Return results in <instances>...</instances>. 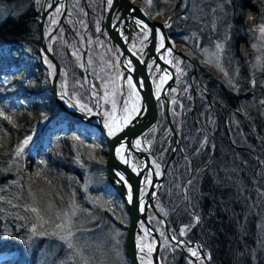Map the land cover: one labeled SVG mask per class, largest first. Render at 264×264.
Instances as JSON below:
<instances>
[{"label": "rangeland", "instance_id": "rangeland-1", "mask_svg": "<svg viewBox=\"0 0 264 264\" xmlns=\"http://www.w3.org/2000/svg\"><path fill=\"white\" fill-rule=\"evenodd\" d=\"M71 1L67 0L65 6L67 7L68 2ZM94 1L86 0L88 9L86 11L81 8L80 0H73L64 16L62 12L56 13V8L59 7L60 3L56 4L44 20L43 31L48 47L55 53V57L61 65L58 80L59 96L66 89L69 96L65 97L63 101L70 109L79 110V108L70 106L69 97L75 96L82 103L92 108V113H84L87 115L99 114L102 116L104 123L105 119H116L119 112L125 114V102H127L129 108L132 107L133 95L130 96L131 89L128 87L127 81L121 84V80H119L117 56L113 53L105 32L101 28L103 18L100 6L101 0H97L98 5ZM135 1L151 17L162 19L164 24L167 23L169 28L165 27L166 32L172 29L177 38L187 43L176 42L174 38L170 40L174 48L189 56L190 61L197 62V69L202 68L203 70L204 68L206 74H212L235 95L236 90L243 89L241 95L244 97L238 102L243 108L225 113V129L219 130L220 133L226 135V144L231 146L229 149L230 154L236 155L238 153L236 160L238 159L240 169H243V166L247 163L249 167H252L256 161L254 170L251 172L246 169V171L249 178H251L253 193L264 203V162L261 160L263 157L260 153L256 154L251 151L253 141L255 147L259 149L262 142L259 139V132L252 121V117L249 116L251 113L254 115L256 112V100L252 96L254 88L252 82L257 83V79L261 77L263 72L264 33H261L259 29L264 26V23L260 19L258 20V14L256 13H252L251 19L245 16V20L242 21L240 16H237L236 9L234 11L229 5L228 0H219V2H216V0H152L151 7L148 5L147 0ZM30 2H34L38 9L39 22L42 7L48 8L50 0H29ZM71 6L72 10L75 11L74 14L70 12ZM11 7L13 6L0 2V22L10 15L18 16V12L12 11ZM248 11L251 12L246 10L245 15ZM60 18L62 19L61 22L59 21ZM53 19L56 21L55 24H52ZM248 26L250 27L247 30L246 27ZM67 29L69 30L67 31ZM187 32H190V38L188 34L184 35ZM218 44L223 45V47L217 49ZM241 47H244V50H241ZM21 49L22 53L20 55L24 52H33L26 46H22ZM235 50L236 52H234ZM39 51L45 65V71L51 80L55 71L54 65L43 55L40 48ZM45 58L52 65L51 68L45 63ZM182 59L179 54H174L171 57L173 68L176 71L177 87H172L167 93L168 98L172 100L169 113L180 137V147L176 150L172 162L165 171L163 181L155 197V204L169 221V229L172 235L176 236L178 240L185 239L193 242L192 240H200L193 236L195 235L193 232L198 231L201 225L199 221L198 224L192 226L193 215L200 216L197 208L198 186H200L202 175L207 171L206 168L201 170L197 166H200L203 161H208L213 145L210 135L203 133L200 127L190 128V133L188 132L192 92L191 86L190 91L188 89L187 77L189 71L192 70V65ZM217 63L219 67H217ZM16 66L13 65L12 69L19 72L24 68V62H20L18 68ZM177 69H180V71ZM220 69H223V71ZM224 73L228 75L225 76ZM20 75V73H17L13 78L16 79ZM199 79L192 77V87L197 90L196 101L198 107L202 110L200 112L202 119L204 118L202 121L204 123H201L209 126L212 130L216 123L215 114H212L213 109L204 101L205 97L201 92V88L198 87L199 83L204 80L201 77ZM229 80H232L236 87H230ZM105 82H107L106 87ZM92 85L96 86L95 91L101 97L105 91L109 92L108 102L99 100V108L95 107L96 100L99 97L94 98L92 96ZM113 89L116 91L115 96H112ZM113 99L115 100L114 108L111 102ZM158 106L157 124L152 130L143 135L144 141L140 140L139 148L149 152L154 171L161 173L162 166L167 161L172 149L173 139L165 123V101L161 99ZM105 111L109 113L108 117L104 116ZM57 125L52 126L43 133H41L42 126H38V131L41 133V135L38 133L40 138H36V135L32 136L28 144L24 145L18 157L15 153L20 145L17 146L9 160L15 178L11 182L13 188H3L1 191L2 196L6 199L1 201V204H4L7 210L4 209V214H11L13 218L8 220L5 232L7 236L3 239L6 244H10V247L0 244V264H129L124 252V239L129 217L124 203L116 196L108 183L105 168L107 149L99 130L94 125L79 120L73 123L72 132L69 131L70 123L67 120ZM195 126L198 127V125ZM57 131L62 134L70 132L64 138H67L72 145L69 148L62 149V155L56 147L59 139ZM36 139L41 144L40 149L35 147L34 141ZM201 144L204 147L201 148ZM206 149L210 150V154H203V150ZM249 151H251V154ZM37 152L41 153V157L35 161V165L47 158L55 160L61 156L60 160L67 164L68 168L72 169L71 171H75V169L79 171L77 175H79L81 182L76 185L75 181L78 180L74 178L70 182L75 184L73 188L71 187V192L72 189L74 190L72 196L71 192L68 193L62 188L59 181H52L46 183V186L40 187L34 182L31 175L24 179L23 171H26L24 163L27 162L28 157L32 160L36 159ZM190 154H194L196 157ZM190 156L192 159L195 157V162H197L192 171L189 163ZM132 158L134 168L141 166L140 160L134 154H132ZM153 161L160 165L158 170L155 169ZM221 164L225 163L221 162ZM34 171L35 169H33ZM190 172L192 176L198 175L197 183L192 182L189 185L187 182V180H190ZM147 187L148 184L145 183L142 188L143 193L146 192ZM79 204L84 210L79 208ZM30 206L38 207L43 220L47 221L42 227L35 219V215L29 210ZM251 207L255 209L252 204ZM73 211L76 212L75 216L71 215ZM149 211L148 208L147 214H149L150 222L158 230L162 241L160 249L161 263L196 264L191 257L192 261L187 262L180 248L168 239L166 240L167 236L161 221L156 219L153 213ZM187 211H190V216ZM65 213L68 214L71 221L69 225L73 233L71 238L73 247L71 249L68 247L67 241L60 238L61 235H66V230L61 231L56 227L58 224L65 223ZM80 214L86 216L85 221L81 222L82 219L77 218ZM5 216L7 217V215ZM256 217H258V220L260 219V223L263 225V210L261 216L257 213ZM249 221L251 220H247V222ZM33 223H37L35 233L31 230ZM12 225H15L16 231H12ZM256 225L259 229H262L261 233L264 235V226H261L259 221ZM185 226H191L190 230L187 231H190V237L192 236L193 239L185 238L187 237L185 235V237L180 236V229ZM204 231H207V227ZM41 232L44 235L39 234ZM56 233H59V235ZM12 234L17 236L12 238L10 237ZM138 237L142 244H152L153 238L150 235L146 236L141 228ZM191 249L197 251L196 245ZM152 252L149 253L148 249L145 248V251L141 253L138 249L140 263L152 264ZM186 252L190 256L189 248H186ZM257 254L255 252L254 255L257 257L258 264H264V257L259 259ZM255 256H253V262L257 264ZM198 264H203V262L199 260Z\"/></svg>", "mask_w": 264, "mask_h": 264}, {"label": "trees", "instance_id": "trees-1", "mask_svg": "<svg viewBox=\"0 0 264 264\" xmlns=\"http://www.w3.org/2000/svg\"><path fill=\"white\" fill-rule=\"evenodd\" d=\"M0 2L9 6L12 5V11L18 12V16L10 15L0 22V110L12 117V122L0 117V244L10 247V244H6L3 239L7 236L5 232L8 220L12 219L13 216L4 214L5 206L1 204V201L6 199L2 196L1 191L3 188H13L11 182L15 175L9 160L14 149L25 138L34 135L36 138H40L38 126H42L41 133H43L55 124L67 120L70 123L69 131L72 132L73 123L77 120L62 111L52 96L51 80L45 71L38 46L39 12L36 5L34 2L29 3V0H0ZM237 3L239 5L238 12L236 10L237 16H240L242 21L245 20L244 12L250 10L252 13L258 14V20L260 19L264 23V0H238ZM249 27L246 29L248 30ZM22 46H26L33 52H24L20 55ZM22 61L24 62L23 69L19 72L12 69L13 65H17L16 68H18ZM262 70V75L257 79L258 82L252 90V96L256 100V112L249 116L252 117L262 142V146H260L262 150H260L255 147L253 141L251 151L256 154L260 153L263 157L261 160L264 162V104H261V101H264V61ZM17 73L21 75L17 76L16 79L13 78ZM210 75L207 76L211 80L205 83L206 89L222 105L225 103L228 105L230 100L238 103L244 97L243 95L235 96L222 82ZM240 90L243 89L240 88ZM224 107L227 110L231 109L229 106ZM216 123L213 130L217 129V132L210 135L212 145H216L215 154L212 158L213 161L211 160L212 162L206 168L207 180H201L200 186H198L197 208L202 227L200 225L198 231L193 232L195 234L193 236L200 239L204 247L208 248L216 263L254 264L255 252L258 253L259 259L264 257V244H262L264 243V235L261 233L262 229L256 225L259 221V224L264 226L256 217L257 213L261 216V211L264 212V203L253 193L251 178L246 171L249 169L252 172L256 161L254 166L249 167L247 163L243 169H240L238 159L236 160L238 153L236 155L230 154L231 146L226 144V135L220 133L219 129H223L221 118L220 121L216 120ZM70 132L64 134L57 132L59 139L56 147L60 152L66 147H71L72 143L64 138ZM34 144L37 149L41 148L39 140L36 139ZM251 151H249L250 154ZM38 152L36 159L32 160L28 157L27 162L24 163L26 168V171H23L24 179L31 175L34 182L40 187L46 186V183L52 181H59L62 188L68 193L71 192V187L73 188L75 184L81 182L79 175H77L79 171L76 169L71 171L72 169H69L67 164L60 160L61 156L55 160L47 158L43 161L44 163L39 161L35 165V161L41 157V153ZM206 153L210 154V150H203V154ZM190 155L196 157L194 154ZM221 162L226 165L221 164ZM33 169H35L34 172ZM37 172L40 173L39 176L36 175ZM72 178L78 181H75V184L70 183L73 181ZM72 192H74L73 189ZM78 199L80 198L78 197ZM251 204L255 206V209H252ZM78 206L84 210L80 204ZM257 210L258 212H256ZM187 212L190 216V211ZM153 215L158 219L154 213ZM85 217L84 214L77 216L78 219H82L81 222L85 221ZM247 220L251 221L247 222ZM14 227L15 225H12V231H16ZM206 227L207 231H204ZM186 235L190 236V231H187ZM14 236L17 235L12 234L10 237L15 238ZM255 260L258 264L256 256Z\"/></svg>", "mask_w": 264, "mask_h": 264}, {"label": "water", "instance_id": "water-1", "mask_svg": "<svg viewBox=\"0 0 264 264\" xmlns=\"http://www.w3.org/2000/svg\"><path fill=\"white\" fill-rule=\"evenodd\" d=\"M60 1L62 0H50V5H52V7L49 6L45 9L43 6L39 20V46L43 55L51 61L55 69L51 84L53 97L56 104L64 112L88 124L95 125L100 131V134L104 140V145L107 149L105 164L107 180L113 187V189L118 193L119 197L123 200L126 212L129 217V223L124 239V252L129 264H141L138 257V247L136 242V235L140 233L141 222L144 223L145 228L152 230L150 237H153L156 240V244L154 246L155 250L152 253V263L160 264L159 253L161 240L158 232L148 220L147 209L149 208L153 212H155L158 218L163 222L168 239L173 244L177 245L176 241L171 240L172 235L167 220L157 211L154 204L155 197L158 193V188L163 181L165 171L172 161L176 150L180 147L178 133L169 115L170 100L166 96V91L172 85L174 80L173 68L170 67V73L172 74L171 81L167 80L163 89L160 91V97H163L166 101V118L171 131L173 145L167 161L162 166L160 176L157 179H153L148 186L146 192V196L148 197V204L144 208L143 212L139 211L141 189L143 185L142 178L150 168V154L147 151L137 149L135 147V140L138 137H142L146 132H148L155 126L158 115L157 101L159 98H157L154 91V84L152 82L153 75L151 74L153 66L151 68L149 67V65L154 64L153 62L156 63L159 61L158 51H156L159 38L157 30H159V32L163 34L164 40L166 42L165 46H168L170 49H172L171 53H176L181 56H184V54L176 50L171 45L162 20H159L157 18L151 19L148 13L141 6H139V4L135 0H113L112 4L109 5L105 17V29L111 42L115 46H117L121 52L120 63H123L124 59L132 62L133 70H127L124 67V64H122L121 67L125 71L126 75L132 77L133 83L136 85V91L139 93L141 108L143 109V112L141 115L134 119L133 123L129 127H127L122 133L118 134L116 138H109L106 135V129H104L102 117L99 114L87 115L86 113H82L79 110L70 109L64 103V101L61 100L58 94L57 82L61 71V65L48 47V43L44 37L43 27L44 20L47 14H49V12L54 9L55 5L60 3ZM246 15L247 18H249L252 14L248 11L246 12ZM136 19H140L141 21H143V23H146L149 26V29H151L148 40L140 45L139 52L137 51V49H133L130 46V39L132 36L130 34V28L128 27L129 22H135ZM121 29L123 30V32L121 31ZM141 49L143 50L141 51ZM243 49L244 47H242V50ZM161 50H163V52H166L164 49ZM141 83L143 84V87H141ZM95 119L97 120V123L93 122V120ZM121 143L125 144V148L129 150L131 154L136 155L141 160H145L142 167L137 169L136 172L132 170V167L128 163H125L116 155L115 149L119 147ZM213 155L214 152L211 154L210 160L212 159ZM116 171H120L129 181L130 186L133 190V196L135 200L134 204L127 203L125 188L116 185L115 180L118 179V177H116L114 174ZM184 242L185 244L190 245L189 242ZM180 246L182 247V245ZM182 249L184 251V248ZM201 255L205 260V263L209 264V261L202 251Z\"/></svg>", "mask_w": 264, "mask_h": 264}, {"label": "snow or ice", "instance_id": "snow-or-ice-1", "mask_svg": "<svg viewBox=\"0 0 264 264\" xmlns=\"http://www.w3.org/2000/svg\"><path fill=\"white\" fill-rule=\"evenodd\" d=\"M112 2H113V0H107V3L109 5H111ZM147 3L151 7L152 0H147ZM50 7H52V5H50ZM61 10L62 9L59 8V7L56 8V13L61 12ZM158 14H162V13H158ZM249 19H251V17H249ZM55 23H56V21H55V19H53L52 20V24H55ZM135 23L140 27V31H141V34L143 36V40L141 41V44H142L143 41L148 40L149 34L151 32V29H149V26L146 23H143V21H141L140 19H136L135 20ZM164 27H168V24L165 23ZM259 30H260L261 33H264V26H261ZM157 32H158V34L160 36V43H159V47L156 49V51L159 52L161 49H164L166 52H171L172 49L165 48L163 34L160 33L159 30H157ZM216 47H217V49H221L223 47V45L218 44ZM142 50L143 49H141V51ZM163 58L164 57L162 55L161 56V59H163ZM45 63L48 64L50 68L52 67V65L47 60V58H45ZM153 63L155 64V62H153ZM117 66H119V65H117ZM124 67L127 70H133L132 69V62L131 61H128L124 65ZM149 67L151 68L152 65H149ZM217 67H219V64L218 63H217ZM156 69H157V71H160L159 65H156ZM177 70L180 71V69H177ZM220 70L223 71V69H220ZM224 75L227 76L228 74L227 73H224ZM160 79H161V83L157 84V90H156V96H157V98L160 97V89L163 87V82L168 79V74L166 73V71H165V74L163 76H161ZM85 83H87V81H85ZM255 84H256V82L253 81L252 82L253 87L255 86ZM127 85L131 89L130 96L131 95H134V96H137L138 97L139 96V93L136 91V85L133 83V79L130 76L127 77ZM106 86H107V82H105V87ZM229 86L230 87H236V85L233 84L232 80H229ZM141 87H143V84L142 83H141ZM91 88L93 89L92 96L94 98L99 97V99L96 100L95 107H97V108L100 107L99 100H104L106 103L108 102L109 92L105 91L104 95L101 97V96H99V93L97 91H95V88H96L95 85H92ZM115 94H116V91H115V89H113L112 96H115ZM68 96H69V94H68V92H67L66 89L64 91H62L61 94H60L61 100H64L65 97H68ZM69 101H70V106L71 107H73V108H79V110L82 113H84V112L92 113V108L89 107L88 105L82 103L75 96L69 97ZM111 102H112L113 108H114L115 107V100L113 99ZM173 103H175V101H173ZM261 104H264V101H261ZM142 112H143V109L140 106H138V104H133L132 107L129 108L127 106V102H125V107H124V113L125 114L123 115V117L121 119H119V120H116V119H105L104 120V129H106V135H107V137H109V138H116L118 136V134L122 133L127 127H129L133 123L134 119L136 117H138L139 115H141ZM104 116L105 117H108L109 116V113L107 111H105L104 112ZM0 117H3V119L8 120L9 122H12V117L10 115H6L3 110H0ZM30 139H31V137L25 138L24 141L20 144V146L16 149V153L15 154H16L17 157L21 154L24 145L28 144V142H29ZM206 139H207V137L205 138V140ZM140 144H141V141L140 140H137L135 142V146L137 148L140 147ZM202 147H204L203 144H201V148ZM213 147H214V145H213ZM197 151H199V149H197ZM115 153H116V155L118 157L121 158L122 161H124L125 163H127V161L124 160V154H125V144L124 143H121L120 146L115 149ZM41 163H44V162L41 161ZM153 164H154L155 169L158 170L160 168V165L158 163H156L155 161H153ZM132 170L134 172L137 171L136 168H133ZM114 174H115L116 177H118L117 183H120V182H123L124 184H127L128 183V181L126 180L125 176L120 171H116ZM155 174L156 175H159L160 173L158 171H156ZM36 175L39 176L40 173L37 172ZM145 182L150 184L151 183V180L148 177H145ZM188 183H189V185H191L192 184V181L189 180ZM126 199H127V203H129V204H134L135 203L134 196H133V190H132V187L130 185L128 187V193H127V198ZM29 210L31 211V213H33L35 215V219L39 222V224H40L41 227L43 226L44 223L47 222V221H44L43 220V217L41 216L40 210L38 209V207L30 206L29 207ZM139 211H141V212L144 211V205H143V190H141ZM71 215L72 216H75L76 215V212L73 211L71 213ZM64 217H65V223L58 224V225H56V227L58 229H60L61 231H65L66 230V235H61L60 238H61V240L67 241L68 247L71 249L73 247L72 240H71V238L73 236V233H72V231H71V229L69 227L71 221H70V218H69V216H68L67 213L64 214ZM21 219H23V217H21ZM199 221H200V216L194 214L193 215V225L192 226H195L196 224H198ZM140 228L143 230V232L145 233L146 236L151 234V231L152 230L151 229H148V228H145L143 222H141ZM190 228H191V226L182 227L180 229V236H184L185 233H186V231L187 230H190ZM31 230L34 233L36 232V230H37V223H33L32 224V229ZM39 234L44 235L43 232H41ZM56 234L59 235V233H56ZM161 235H163V233H161ZM166 240H167V238H166ZM171 240L172 241H176V244L177 245H180V244L185 243L182 240H178L176 236H172L171 237ZM155 244H156L155 238H153L152 244H142L140 238L139 237L137 238V247H138V249L140 250L141 253H143L145 251V248H147L148 249V252L151 253L152 251L155 250L154 247H153V245H155ZM189 252L191 253L192 256H195V257H197L199 259V253L197 251H193L191 248H189Z\"/></svg>", "mask_w": 264, "mask_h": 264}, {"label": "flooded vegetation", "instance_id": "flooded-vegetation-1", "mask_svg": "<svg viewBox=\"0 0 264 264\" xmlns=\"http://www.w3.org/2000/svg\"><path fill=\"white\" fill-rule=\"evenodd\" d=\"M67 1V0H66ZM89 1V0H88ZM92 1V0H91ZM47 2V1H46ZM71 2H73V0L71 1ZM71 2H68L69 4H68V6L66 7L65 5H66V3H65V1H61L60 2V4H59V7L62 9L61 10V12H62V14H63V16L67 13V10H68V8H69V5H70V3ZM94 3L95 4H99L98 3V1L97 0H95L94 1ZM80 4H81V8H84L86 11H88V9H87V4H86V0H80ZM101 5V10H102V22H101V28L103 29V31L105 32V21H104V19H105V14H106V11H107V9H108V3H106V1L105 0H101V3H100ZM73 8H72V6H71V9H70V12L72 13V14H74V12L75 11H73L72 10ZM190 20V19H189ZM60 22L62 21V19L60 18V20H59ZM189 25H190V21H189ZM169 27H167V29H168ZM69 29H67V31H68ZM189 35L188 37L190 38V32H187L186 34L184 33V35ZM99 35H101V34H99ZM167 35H168V37H169V40H173V38L176 40V42H184V40H180L179 38H177V36H175V34H173V30L172 29H170V30H167ZM105 36H106V39H107V41L110 43V45H111V41H110V39L108 38V35H106V32H105ZM74 38H76V37H74ZM170 43H171V45L174 47V45L172 44V42L170 41ZM184 43H186V42H184ZM187 44V43H186ZM190 47V46H189ZM174 54H172L171 56H170V61H171V57L173 56ZM181 56V55H180ZM186 57H183V56H181L183 59V61H187L188 62V64L190 65H192V70L191 71H189V74H188V77H187V81H188V89H189V91H190V86H191V90H192V77H194V78H197L198 80H200L199 79V77H201V78H203V80L204 81H202V82H200L199 83V88H201V92H202V94H203V96L205 97V102H207L206 104L208 105L209 104V106L213 109L212 111H213V113L212 114H215V118H216V120L218 121H220V118H221V121H222V125H223V129H225V125H226V122H225V109L223 108L224 106L220 103V101L217 99V98H215L214 96H212L208 91H207V89H206V86H205V83L207 82V81H209L208 80V78H207V76H209L208 74H206L205 73V69L203 68V70H202V68H200V69H197V62L195 61H190V57L189 56H187V55H185ZM172 62V61H171ZM173 63V62H172ZM171 66L173 67V64H171ZM173 70H174V68H173ZM174 79L176 80V71L174 70ZM175 87H177V84H176V86ZM194 89H196V88H194ZM199 90V89H198ZM195 91H197V90H195ZM207 95H209V98L207 97ZM212 105V106H211ZM202 110H201V108H199L198 107V104H197V101H196V109H193V104H192V106H191V108H190V106H189V129H188V132L190 133V128H201L202 130V132L203 133H206V134H208V135H212V133H215V132H217V129H212L211 130V128L209 127V126H206L205 124H203L202 125V123H204V122H202L203 121V119H202V116H201V114H200V112H201ZM220 114H221V116H220ZM198 122H200V123H198ZM202 122V123H201ZM216 124H219V123H216ZM195 125H198V127H196ZM191 126V127H190ZM189 163H190V170L192 171V169L196 166L195 165V160H193L192 159V157L190 156V159H189ZM205 163L206 162H203V163H201V165L200 166H197L198 167V169H201V170H203L204 168H207L206 166H205ZM192 173L190 172V176L192 177V175H191ZM195 177H198V175H195ZM185 236H187V237H185ZM185 236H183V237H185V238H190V239H193V237H190V236H188V235H186L185 234ZM179 240H182V241H187V242H189L188 240H185V239H179ZM193 242H189L190 243V245H187V244H185V243H183L182 245L184 246V249H186V248H192V247H194L196 244H195V240H192ZM203 244V243H202ZM204 245V244H203ZM178 246V245H177ZM179 248H180V250H181V253L183 254V256H184V259L188 262L189 260H191L192 261V259H193V257L191 256V254H190V256L186 253V255H185V253H183V250L181 249V247L180 246H178ZM203 250L205 251V256H206V258H207V260L209 261V264H224V262H221V263H216V262H214V260H213V256H212V254H211V252L208 250V248L207 247H203ZM197 252H198V250H197ZM199 253V259H198V261L200 260V261H202L203 262V264H206L205 263V260L202 258V256L200 255V251L198 252ZM190 257L192 258V259H190ZM195 261L197 262V260H195V259H193V262L195 263ZM153 264V263H152ZM160 264H162L161 263V259H160ZM197 264H198V262H197Z\"/></svg>", "mask_w": 264, "mask_h": 264}, {"label": "bare ground", "instance_id": "bare-ground-1", "mask_svg": "<svg viewBox=\"0 0 264 264\" xmlns=\"http://www.w3.org/2000/svg\"><path fill=\"white\" fill-rule=\"evenodd\" d=\"M62 1H65V0H62ZM61 2V1H60ZM228 2H229V5L232 7V9L234 10V9H236L237 10V12H238V7H239V5H238V0H228ZM235 11V10H234ZM138 31V30H137ZM136 30H135V33H133V36H134V40H135V42H133L132 44H131V47L133 48V49H138V45L140 44V41L143 39V36H142V34H141V32H137ZM109 38V37H108ZM234 38H235V36H234ZM159 43H160V36H159V38H158V47H159ZM111 45L112 46H115L112 42H111ZM165 48H169L168 46H165ZM234 52H236V50L234 51ZM159 55H158V62H156L155 64H153L152 66V71H151V74L153 75V79H152V82H153V84H154V91H155V93H156V90H157V84H159V83H161V76H163L164 74H165V71H166V73L168 74V79L167 80H169V81H171V78H172V74L170 73V67L171 68H173L172 66H171V64H172V62L170 61V52H163V50H160L159 52ZM238 53H240L239 51H238ZM163 55V59H161V56ZM244 62V61H243ZM125 64L127 63V61H125L124 62ZM156 65H159V68H160V71H157V69H156ZM120 75H121V78H122V80H124L123 78L125 77L126 78V76L124 75V73H123V70L120 68ZM123 74V75H122ZM167 80L166 81H164L163 82V87H164V85H165V83L167 82ZM220 81V80H219ZM221 82V81H220ZM176 84H177V82H176V80L174 79L173 80V83H172V85L167 89V92H169V90L172 88V87H175L176 86ZM124 87H125V85H124ZM163 87L160 89V91L163 89ZM232 92V91H231ZM236 95L235 96H240L241 95V90L240 89H238V90H236ZM239 93V94H238ZM234 94V93H233ZM133 104H138V106H140L141 107V103H140V97L138 96H134L133 95V97H132V105ZM223 106H229V107H231V109H229V110H227L225 107H223L224 109H225V113L227 114V112L228 111H230V110H234V111H238V110H240V109H242L243 107H242V105H240L239 103H237V102H235L234 100H230L229 101V104L228 105H226V103L225 104H223ZM123 115L124 114H122V113H118V116L116 117V120H119V119H121L122 117H123ZM228 125H229V127H230V124L228 123ZM231 128V127H230ZM144 137H141V138H139L138 140H141V141H144V139H143ZM137 141V140H136ZM124 160H126L127 161V163L131 166V167H133L134 168V166L132 165L133 164V162H132V155H131V152L129 151V150H127L126 148H125V154H124ZM144 159L142 160V163H144ZM152 163V161L150 160V164ZM139 167H141V166H139ZM137 169H139V168H137ZM136 169V170H137ZM145 177H148L151 181L153 180V179H157L158 177H159V175H156L155 174V171H154V169H153V166H152V164L150 165V168H149V170L144 174V176H143V178H142V182H143V185H142V187L145 185ZM189 178H190V180L194 183V182H196L197 183V181H198V177H195V176H190V174H189ZM203 178V179H202ZM202 178H201V180H207V173L205 172L203 175H202ZM117 180L118 179H116L115 180V183H116V185L117 186H122V187H124L125 188V193H126V196H127V193H128V187H129V185H130V183H129V181H128V183L127 184H124L123 182H120V183H117ZM187 182H188V180H187ZM147 184H149V183H147ZM115 193H116V196L120 199V200H122L120 197H119V195H118V193L115 191V190H113ZM115 196V197H116ZM122 202H123V200H122ZM124 203V202H123ZM147 204H148V197L146 196V193L145 194H143V205H144V208L147 206ZM125 206V205H124ZM138 235V234H137ZM137 235H136V242H137ZM192 256V255H191ZM193 257V259H195V260H197V262H198V258L197 257H195V256H192Z\"/></svg>", "mask_w": 264, "mask_h": 264}]
</instances>
